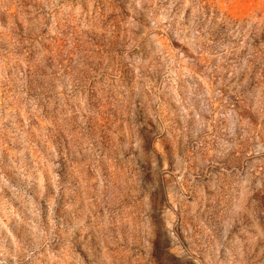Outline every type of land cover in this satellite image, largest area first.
Wrapping results in <instances>:
<instances>
[{
	"label": "rangeland",
	"instance_id": "obj_1",
	"mask_svg": "<svg viewBox=\"0 0 264 264\" xmlns=\"http://www.w3.org/2000/svg\"><path fill=\"white\" fill-rule=\"evenodd\" d=\"M0 264H264V0H0Z\"/></svg>",
	"mask_w": 264,
	"mask_h": 264
}]
</instances>
